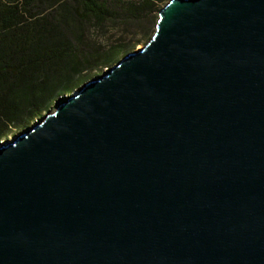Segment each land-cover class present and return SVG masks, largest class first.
<instances>
[{
    "label": "water",
    "instance_id": "obj_1",
    "mask_svg": "<svg viewBox=\"0 0 264 264\" xmlns=\"http://www.w3.org/2000/svg\"><path fill=\"white\" fill-rule=\"evenodd\" d=\"M0 264H264V0H169L0 143Z\"/></svg>",
    "mask_w": 264,
    "mask_h": 264
},
{
    "label": "trees",
    "instance_id": "obj_2",
    "mask_svg": "<svg viewBox=\"0 0 264 264\" xmlns=\"http://www.w3.org/2000/svg\"><path fill=\"white\" fill-rule=\"evenodd\" d=\"M163 1L139 0L137 4H123L113 0H14L13 5L0 3V138L12 128L27 126L50 106L62 101L85 83V73L110 67L125 53L121 40L107 48L88 41L90 29L98 31L107 24L142 29L143 23L151 22L154 12H157L156 26L162 8L158 6ZM49 5H55V10L48 19L34 24L32 36L18 32V23L25 13H36Z\"/></svg>",
    "mask_w": 264,
    "mask_h": 264
},
{
    "label": "rangeland",
    "instance_id": "obj_3",
    "mask_svg": "<svg viewBox=\"0 0 264 264\" xmlns=\"http://www.w3.org/2000/svg\"><path fill=\"white\" fill-rule=\"evenodd\" d=\"M113 1L120 2L123 4H130V3L137 4L139 2V0H113ZM168 1L169 0H164L161 4H159L158 7L159 8L163 7ZM0 3L4 5H13L14 0H0ZM115 6L120 7L119 5H115ZM54 7L55 5L44 6L40 10H37L36 13L34 11H31L30 13H25L23 20L20 23H18L19 25L18 27L19 29L17 28L18 32L20 34L32 36L34 32L33 31L34 24H36V22H38L39 24L41 19H44V18L48 19L49 18L48 16H50L52 13V10H55ZM152 16H153V19H152ZM156 16H157V12H154L151 15V19H150L151 22L149 24L143 23L142 29L138 27L120 28L119 26H112L108 24L98 31L90 29L87 32L88 41L90 42L93 41L95 42V44H99L103 48H107L110 45H113L119 42V40H121L120 43L125 46L126 51L125 53L120 54L117 57V59L114 60L110 64V67H111L124 55H126L129 52L140 49L143 45H145L148 42V40L151 38V36L153 35L155 31V21L157 18ZM108 68L109 67H106V68L103 67V68L91 70L85 73V77H86L85 82L90 80L93 77L101 76ZM79 87H77L75 90H77ZM58 103L59 102H56L55 104L50 106L39 117L29 122L27 126H24V124H22L16 128L10 129L4 136L0 138V143H5L7 141L12 140L16 135L30 128L32 125L35 124V122H38L46 113L52 112Z\"/></svg>",
    "mask_w": 264,
    "mask_h": 264
}]
</instances>
